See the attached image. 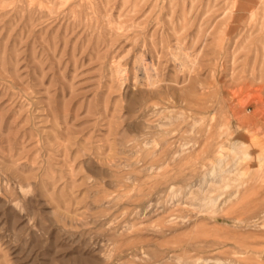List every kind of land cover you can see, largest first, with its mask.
Segmentation results:
<instances>
[{"label":"rangeland","instance_id":"obj_1","mask_svg":"<svg viewBox=\"0 0 264 264\" xmlns=\"http://www.w3.org/2000/svg\"><path fill=\"white\" fill-rule=\"evenodd\" d=\"M0 264H264V0H0Z\"/></svg>","mask_w":264,"mask_h":264}]
</instances>
